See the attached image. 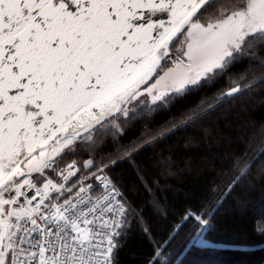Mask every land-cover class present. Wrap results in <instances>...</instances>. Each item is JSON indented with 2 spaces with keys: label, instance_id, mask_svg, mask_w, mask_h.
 <instances>
[{
  "label": "snow or ice",
  "instance_id": "6c2138e0",
  "mask_svg": "<svg viewBox=\"0 0 264 264\" xmlns=\"http://www.w3.org/2000/svg\"><path fill=\"white\" fill-rule=\"evenodd\" d=\"M262 86L264 0H0V264H119L132 226H150L113 166L130 164L147 191L137 156L178 133L191 143L207 117ZM161 110L170 119L153 128ZM134 121L143 135L121 143ZM254 160L235 159L230 186ZM209 217L203 204L185 208L173 229L203 247ZM148 264L173 261L158 244Z\"/></svg>",
  "mask_w": 264,
  "mask_h": 264
},
{
  "label": "trees",
  "instance_id": "16d2710c",
  "mask_svg": "<svg viewBox=\"0 0 264 264\" xmlns=\"http://www.w3.org/2000/svg\"><path fill=\"white\" fill-rule=\"evenodd\" d=\"M221 2L217 0L218 5ZM244 67L238 65L233 73L242 72ZM224 84L221 81L179 99L171 113L217 95ZM150 119L151 126L159 128L170 114L161 110ZM203 123L207 134L197 132L191 143L185 133H178L135 158L148 174L147 191L130 164L113 166L109 175L120 181L129 199L144 209V220L150 226L148 235L139 226H132L118 253L119 264H148L158 244L167 249L173 264H264V233L256 230L257 221L264 220V156L258 155L264 147V86L225 105ZM144 127L143 122L134 121L121 143L137 142ZM242 153L249 160L255 158L251 174L230 186L237 174L234 161ZM101 154L107 157L109 152ZM161 156L167 158V166ZM156 200L166 214L151 206ZM202 204L214 216L209 217L213 227L205 234L209 244L193 247L189 229L179 231L173 225L179 223L185 208ZM165 240L168 243H162Z\"/></svg>",
  "mask_w": 264,
  "mask_h": 264
}]
</instances>
